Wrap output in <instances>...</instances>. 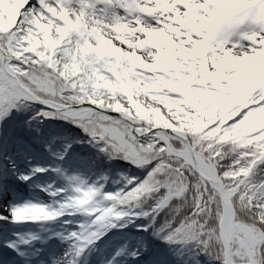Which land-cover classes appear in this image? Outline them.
<instances>
[{
	"label": "snow or ice",
	"instance_id": "1",
	"mask_svg": "<svg viewBox=\"0 0 264 264\" xmlns=\"http://www.w3.org/2000/svg\"><path fill=\"white\" fill-rule=\"evenodd\" d=\"M7 2L15 7V17L12 27L0 32V199L6 205L0 212V225L5 226L0 227V264H118V258L124 255L138 264H264V157L257 158L254 147L237 148L234 143H217L209 139L219 122L199 134L184 130L175 116L180 114L185 97L166 90L161 93L150 91L157 77L149 78L126 63L109 64L100 57L90 58L87 62L78 60L72 55L73 49L81 43V37L76 34L67 37L64 44L56 45L60 39L58 29L64 26V21L55 13L62 8L73 10L76 15L84 11L97 20L110 21L113 15L130 19L125 7L115 2L108 5L104 0H89L90 7L87 8L81 0ZM2 18L7 19V16ZM71 18L75 19V16ZM140 18L145 24L157 23L152 16L141 15ZM41 25L50 30L52 45L44 44L48 33L40 30ZM238 30L243 31L230 17L219 25L218 37ZM251 47L256 46L250 40L243 41V51ZM77 68L79 75L70 78ZM101 72L114 87L99 93L76 88L77 82L90 80ZM261 95L258 89L250 97L252 102L248 107L229 120L222 132L226 134L248 112L264 107ZM108 96L114 98L105 102L102 97ZM157 96H171L181 104L170 112L157 101ZM41 97L45 102H41ZM49 99L59 101L64 107L53 106L47 102ZM137 103L143 104L151 113L159 111L167 126L163 122L157 124L147 115L143 118H139V114L133 115ZM56 112L73 115L65 119L51 118ZM53 120L67 121L82 130L83 135L69 137L59 129L45 131L37 126ZM75 121H81V124L99 122L103 125L100 129L103 137L90 135ZM117 137L124 142L125 148L130 145L148 158L146 162L138 166L131 159L113 160L110 142ZM85 143L96 151L98 158L103 157L108 163L124 161L129 168L127 172H119L124 182L118 190L105 191L106 185L102 184L89 188L90 194L99 192L101 196H109L121 190L126 194L134 190L156 172L161 160L167 159L164 149L178 157L168 162L182 166L188 190L182 198L167 199L168 188L160 187L146 206L122 209L126 213L122 218L121 211H117L116 221L107 230L101 229L102 235L98 239L83 243L78 234L85 224L92 226L89 231H96L99 226L95 221L100 214L84 217L79 213L62 212L65 199L62 187L53 183L38 185L53 198L52 211L45 210L48 204L32 200L15 202L13 198L18 182L27 183L36 174L49 171L39 166L28 172L22 171L26 152L42 148L59 160L60 164L52 169L56 175L57 169H66V160L69 167L95 163L76 147ZM155 179L164 182L165 176L157 174ZM193 184L199 186V195L203 198L200 212H197L198 193ZM30 207L44 213V222L65 217L62 221L64 229H25L24 222L39 221L36 216H21L20 213ZM75 216L81 219L67 218ZM132 221H140L138 226L142 232L166 244L167 252L162 254L154 249L146 237H141L131 249L126 241L114 242L111 230L126 227ZM186 224L196 227L190 233L185 232ZM236 225L244 227L240 229ZM222 232L223 240L220 238ZM113 243H116L114 248Z\"/></svg>",
	"mask_w": 264,
	"mask_h": 264
},
{
	"label": "trees",
	"instance_id": "2",
	"mask_svg": "<svg viewBox=\"0 0 264 264\" xmlns=\"http://www.w3.org/2000/svg\"><path fill=\"white\" fill-rule=\"evenodd\" d=\"M81 2L85 8L90 7L89 0H81ZM104 2L108 5L118 2L121 6H124V0H104ZM5 15L7 19L2 18ZM55 15L64 21V26L58 29L60 39L55 42L57 46L64 44L66 38L71 34H76L81 37V43L73 49L72 55L78 60L87 62L90 58L100 57L107 60L109 64L122 65L126 63L134 71L142 72L149 78L152 76L157 77L156 82L150 86V91L161 93L166 90L169 93L185 97L182 102L183 107L179 109L180 114L175 116V119L184 130L199 134L203 133L210 125L219 122V126L208 137L209 139H213L217 143H234L237 148L254 147L258 153L257 158L264 157V107L248 112L226 134L222 132L224 125L229 120L238 115L243 108L248 107L252 102L250 97L258 89L262 93L260 99H264V42L260 43L258 49L249 51V53L241 51L236 55L234 48L229 50L223 44H219L220 49H217L210 44L208 48L199 47L191 55L187 52L188 44L182 46L180 43L183 40L181 34L171 32V30L158 29L152 32L155 35V41L164 49L158 53H149L144 56L140 52L143 51L142 45H139L141 48L131 47L129 28L118 16L113 15L110 21L103 18L97 20L84 11L76 15L73 10L63 8ZM73 16H75V19L71 18ZM14 17L15 7L9 5L7 0H0V32H6L12 27ZM40 30L48 33L44 37V44L52 45L53 37L47 26L41 25ZM177 37L180 39L178 40ZM119 45L123 46V49H119ZM77 75H79L78 68L70 78ZM112 87L114 85L104 77L103 72L93 76L90 80L77 82L76 84V88L81 91L92 93H99ZM102 98L107 102L108 99L114 97ZM156 99L170 112L181 104V101H174L171 96H157ZM186 109H192V111H186ZM137 114H139V118L147 115L157 124L163 122L167 126L165 117L159 111L151 113L143 104L137 103L134 106L133 115ZM51 118L65 119L66 117L52 113ZM75 123L83 126L94 137L97 135L103 137L104 135L100 131L103 125L97 121H86L82 124L81 121H75ZM37 126L42 127L45 131L59 129L69 137L83 135L82 130L67 121H45L43 125L37 124ZM110 145L113 160L117 158L131 159L138 166H142L148 159L133 150L130 145L125 148L117 141L110 142ZM76 147L86 152L89 159L95 161V163L88 166L69 167V162L66 160L64 162L66 169H59L56 175L52 169L60 164L59 160L49 155L42 148L26 152L21 163L22 171L28 172L34 166L49 169V172L44 175H41V173L36 174L32 182L27 184V191L32 194L33 189H42L38 185L44 186L50 183L62 187L65 193L62 212L79 213L84 217L99 213L100 215L95 221L99 227L107 225L112 218L116 217L117 211L146 206L162 186L167 187L168 190L173 186V189H171L173 193L182 185V195L179 198H182L184 192L188 190L186 178L183 177L181 172L182 166L177 167L168 162L169 160L175 161L178 157L170 154L168 149H164L163 152L167 159L161 160L156 172L134 190L128 191L127 194L121 190L109 196H101L99 192L90 194L89 188H95L102 184L106 185L105 191L118 190L124 182V178L119 172H127L129 168L124 161L108 163L103 157L98 158L96 151L88 147L86 143ZM134 151L137 155H134ZM150 158L155 159L156 157ZM157 174L164 175L165 181L156 180ZM193 188L198 193L196 204L197 212H200L203 207V198L199 195V186L193 184ZM24 190L20 191L17 188L13 198L15 202L25 198ZM38 190H36V194ZM33 197L38 203L48 204L46 211L53 210V198L48 193L33 195ZM145 200L148 201L147 204L144 203ZM109 201L111 203H108ZM175 211L176 209H173V212ZM20 214L24 218L39 217L37 222L27 221L32 222L31 225L24 222L23 227L25 229L61 231L65 227L62 223L65 217H60L51 222H44V213L38 209L30 207ZM67 218L81 219L80 216ZM0 227L3 226L0 225ZM91 227L90 224H85L78 234L80 239L92 232L89 231ZM195 227L196 225L189 226L186 224L183 230L190 233L191 229ZM236 227L242 229L244 226L236 225ZM141 237H146L150 245L160 253L167 252L168 246L166 244L153 239L150 234L144 232H141L134 239H126L123 242H128L131 249L137 245Z\"/></svg>",
	"mask_w": 264,
	"mask_h": 264
},
{
	"label": "rangeland",
	"instance_id": "3",
	"mask_svg": "<svg viewBox=\"0 0 264 264\" xmlns=\"http://www.w3.org/2000/svg\"><path fill=\"white\" fill-rule=\"evenodd\" d=\"M226 0H128L130 9L126 10L129 13V18H125L126 22L132 27L131 43L139 40H144L149 47L154 45V42L149 36V30L153 27L173 30L179 29L181 32L193 31L197 26H188L191 23L199 22L201 17H214L215 24H221L224 20L232 17L239 25L247 20H252L256 24L264 25V0H227L229 10L224 9ZM214 4L215 7L209 8L208 4ZM139 8L143 13H140ZM206 13V15L204 14ZM141 15L152 16L156 19V25L145 24L141 20ZM194 34L191 33V35ZM203 40V37H201ZM245 40H250L252 45L260 40H264V35L258 34L256 31H251L245 34ZM235 50H242L239 45H234ZM254 47H251L252 49ZM237 52V51H236ZM144 52H142L143 54ZM152 53V50H149ZM148 53V54H149ZM118 144L124 146V142L119 137L115 139ZM134 155L137 153L134 151ZM169 198L180 197L182 185L175 192H171ZM140 221H132L127 223L126 229L137 231L136 225Z\"/></svg>",
	"mask_w": 264,
	"mask_h": 264
},
{
	"label": "clouds",
	"instance_id": "4",
	"mask_svg": "<svg viewBox=\"0 0 264 264\" xmlns=\"http://www.w3.org/2000/svg\"><path fill=\"white\" fill-rule=\"evenodd\" d=\"M209 8L215 7L214 4H208ZM206 15V13H204ZM239 29L243 30V31H236L231 33L230 35H221L219 37H217V41H215L214 43L219 44H223L224 47L228 48L229 50H232L234 45H239V47L242 49V44L244 39L245 34H247L248 32H251L253 30H255L258 34L264 33V25H259L256 24L255 22H253L252 20H247L241 24H239ZM177 39L179 40L180 38L177 37ZM190 41H192V43L190 44ZM199 42L201 45H203L204 40L201 39V37H199L196 34H192L190 37L189 36H185V38L183 40L180 41L181 45H185L188 44L190 47H195L196 44L195 42ZM144 203H148L147 200L144 201ZM179 207H182V205H178ZM177 206H173V208H175Z\"/></svg>",
	"mask_w": 264,
	"mask_h": 264
},
{
	"label": "water",
	"instance_id": "5",
	"mask_svg": "<svg viewBox=\"0 0 264 264\" xmlns=\"http://www.w3.org/2000/svg\"><path fill=\"white\" fill-rule=\"evenodd\" d=\"M41 99V102H45L44 101V99L43 98H40ZM48 103H50V104H52L53 106H55V107H57V108H62V107H64V105H62V104H59V103H56V102H54V101H52V100H48L47 101ZM57 114H60L59 112H56ZM61 115V114H60ZM65 116V115H64ZM67 118H69V116H67ZM166 203V202H165ZM164 203V204H165ZM163 204V205H164ZM221 227H222V224H221ZM222 240L223 239H225V237H224V234H223V232L221 233V237H220Z\"/></svg>",
	"mask_w": 264,
	"mask_h": 264
},
{
	"label": "bare ground",
	"instance_id": "6",
	"mask_svg": "<svg viewBox=\"0 0 264 264\" xmlns=\"http://www.w3.org/2000/svg\"><path fill=\"white\" fill-rule=\"evenodd\" d=\"M72 115H73V114H72L71 112H68V113L65 114V116H69V117H71ZM205 175H206V174H205ZM95 240H96V239H94L92 242H94ZM114 244H115V246H116V243H114ZM114 244H113V245H114Z\"/></svg>",
	"mask_w": 264,
	"mask_h": 264
}]
</instances>
